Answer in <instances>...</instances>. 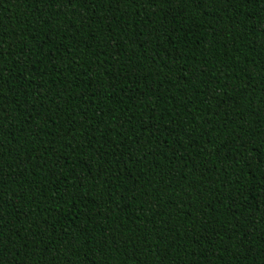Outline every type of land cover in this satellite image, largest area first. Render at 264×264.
<instances>
[{
	"label": "trees",
	"instance_id": "1",
	"mask_svg": "<svg viewBox=\"0 0 264 264\" xmlns=\"http://www.w3.org/2000/svg\"><path fill=\"white\" fill-rule=\"evenodd\" d=\"M3 264H264V0H0Z\"/></svg>",
	"mask_w": 264,
	"mask_h": 264
},
{
	"label": "snow or ice",
	"instance_id": "2",
	"mask_svg": "<svg viewBox=\"0 0 264 264\" xmlns=\"http://www.w3.org/2000/svg\"><path fill=\"white\" fill-rule=\"evenodd\" d=\"M64 2L66 4H68V6H71V4H72V0H64ZM0 264H3V261L2 260H0Z\"/></svg>",
	"mask_w": 264,
	"mask_h": 264
}]
</instances>
